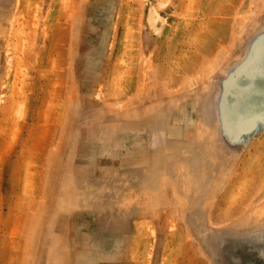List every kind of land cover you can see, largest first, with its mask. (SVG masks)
Wrapping results in <instances>:
<instances>
[{
    "label": "rangeland",
    "instance_id": "1",
    "mask_svg": "<svg viewBox=\"0 0 264 264\" xmlns=\"http://www.w3.org/2000/svg\"><path fill=\"white\" fill-rule=\"evenodd\" d=\"M0 264H264V0H0Z\"/></svg>",
    "mask_w": 264,
    "mask_h": 264
}]
</instances>
